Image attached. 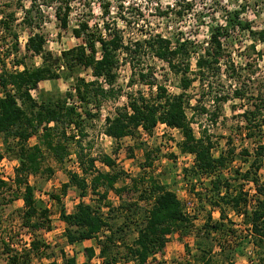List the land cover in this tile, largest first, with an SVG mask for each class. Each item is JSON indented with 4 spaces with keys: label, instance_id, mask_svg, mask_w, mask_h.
<instances>
[{
    "label": "trees",
    "instance_id": "obj_1",
    "mask_svg": "<svg viewBox=\"0 0 264 264\" xmlns=\"http://www.w3.org/2000/svg\"><path fill=\"white\" fill-rule=\"evenodd\" d=\"M49 1L56 4L54 16L59 29L66 31L73 11V0ZM80 2L88 10L85 17L89 18L92 15V1ZM124 4L123 0H97L102 18L108 21L94 28L90 27L88 19L79 21L72 30V36L81 39V44L62 51L59 56L46 51L41 25L33 24L29 17L33 5L23 9L22 24L26 25L28 31L24 55H18L17 35L10 34L14 15L0 19V33L2 30L13 38L9 43L11 50L0 53V136L3 146L0 162L9 157L17 163L12 180L5 181L0 177V194L5 192L9 195L5 201L7 204L18 199L22 201L20 218L23 228L31 231L49 230L48 211L36 200L35 189L28 178L40 172L53 173L50 168L42 170L46 156L63 166L71 155V144L77 149L75 156L79 171L68 172V182L62 186L61 195L65 196L67 188L73 187L81 198L90 192L101 202L109 191L121 196L129 190L125 185L116 187L126 175L115 169L114 160L108 156L101 158L100 162L109 171H98L95 168L96 159L85 154L81 144L86 136L83 123L98 119L101 103L115 98L118 92L114 88L117 71L120 62L124 61L131 67L128 87L144 86L148 92L145 94L141 89H136L125 93V105L115 108L113 116L105 117L104 135L114 142H120L126 137L135 138L142 133L150 136L160 124L180 133L181 141L176 144L178 151L192 157L191 166L181 169L180 178L188 194L209 207L201 229L202 240L196 247L199 264H217L211 256L212 247L207 244L211 236L219 235L222 238L217 243L221 253L235 237L234 222L228 217V211L241 217V223L251 237V244L260 249L264 246V182L260 175L264 165V72L260 71L257 63L262 54L256 50V45L264 44V29L254 30L249 22L241 19L238 11H232L226 12L223 25L209 27L208 39L201 43L183 37L182 33L167 37L143 28L138 31V37L126 38L125 30L118 27V21L130 27L142 20L143 15L134 5ZM193 5L194 0H171L164 8L157 3L155 13L160 19L173 18L179 22L193 10ZM125 14H128L127 17ZM133 19L134 22L131 21ZM198 22L204 25L201 19ZM235 32L243 34L250 42L245 47L248 54L243 66L234 63L225 46ZM255 53L257 59L252 57ZM193 56L195 70L191 64ZM31 57H38L41 66L34 69L27 67L25 59ZM9 59L12 69L7 64ZM145 59L166 64L168 71L178 78L179 92L169 94L157 77L155 68L143 63ZM20 67L21 70L18 69ZM80 70L89 71L93 80L87 81L80 77ZM59 79L72 80V90L64 95L42 92L39 101L34 99L32 93L40 83ZM224 81L229 82L230 87L225 86ZM194 84L212 99L215 109H221L230 99L248 104L239 115L243 125L236 127L242 141L253 144L252 149H237L230 130L225 139V149L214 155L217 143L205 131L196 135L186 113L191 100L187 92ZM211 118L217 120V112L211 114ZM34 137L37 142L29 145ZM144 156L146 160L154 158L152 151L145 152ZM238 160L245 166L243 171L234 166ZM202 177L209 178L206 186L201 185ZM197 183L202 186L200 190L196 189ZM248 184L252 185L253 194L245 189ZM145 188L144 192H148V196L144 198L141 192L139 199L147 198L151 205L135 226L136 238L131 245L124 246L125 258L134 264H148L150 260H153L152 264H163L155 256L164 252L171 235L187 234L195 215L184 212L182 202L168 185L151 179ZM100 189L104 191L100 193ZM51 197L60 202V196ZM106 206L111 214L113 207ZM118 208L125 210V213L130 212L133 219L138 215L136 202L122 203ZM200 210H204V207H200ZM213 211L218 212L216 220L212 217ZM59 217L65 224L64 237L68 245L93 239L97 240L98 245L97 255L91 247L84 249L85 262L77 263L73 256L64 258L63 264H91L96 256L101 259V264H119V253L114 248L116 241H121V238H115V233L122 229L113 230L108 218L101 212L100 205L96 207L80 201L71 213L61 208ZM104 230L108 234L100 239ZM1 242L4 244L3 240ZM30 246L31 252L39 250V243L34 240ZM4 249L6 264H28L29 253L21 256L7 243ZM227 264L233 263L228 260Z\"/></svg>",
    "mask_w": 264,
    "mask_h": 264
},
{
    "label": "rangeland",
    "instance_id": "obj_2",
    "mask_svg": "<svg viewBox=\"0 0 264 264\" xmlns=\"http://www.w3.org/2000/svg\"><path fill=\"white\" fill-rule=\"evenodd\" d=\"M91 16H86L88 10L83 7V2L80 0L72 1V13L69 18V25L66 31H61L54 16L56 4L49 0H0V19H7L8 15H14L11 33L17 35V43L19 46V56L25 54L24 46L28 37L26 25L22 24L24 10L29 9L32 5L33 11L30 14L32 23H39L41 25V32L46 39L45 49L54 56H59L64 50L71 49L81 44V39H75L72 36L73 28L83 19L89 20L90 27L95 25H104L107 19H103L97 0H91ZM124 5H134L139 8L143 15L142 20L134 22L130 27H126L120 20L118 27L125 30L126 38H135L139 35L140 29H151L154 33H161L170 37L177 33H182L183 37L194 39L197 43L204 42L209 36V27L215 25H223L224 16L226 12L238 11L243 21L249 22L254 30L264 29V0H194L193 10L187 14L181 21L177 22L173 18L160 19L156 16L155 7L158 3L159 7L164 8L171 3V0H123ZM126 17L128 14H125ZM201 19L204 25L199 24ZM112 25V22H110ZM126 27V28H125ZM38 32V31H37ZM13 38L7 36L1 30L0 33V53L10 49L9 43ZM249 40L243 34L232 33L231 38L226 41L225 46L227 51L231 54L234 63L237 65H244L245 56L248 54L245 47L249 45ZM11 50V49H10ZM256 50L261 52L262 58L257 62L261 72H264V44H257ZM257 59L256 53L252 56ZM11 59V58H10ZM10 59L7 64L10 69ZM195 56L191 59L192 69L194 66ZM124 62V61H123ZM120 62L117 71V79L114 88L117 89V94L114 99L101 103L99 110V118L86 121L82 127L83 133L86 135L82 139V149L85 154L91 158L96 159L95 168L98 171H109L100 159L104 156L110 157L115 162V169L121 170L125 173V177L116 185L120 187L125 185L129 188L126 192L118 196L114 191H109L105 200L98 202L97 196L90 192L81 198L79 193L73 187H68L66 195L60 194L62 186L68 182V172H78L77 159L75 153L77 149L73 144L70 145L71 155L65 160L63 166L56 164L51 158L46 156L42 170L50 168L53 173L49 175L46 172H40L35 176H30L28 181L35 189V198L39 204L48 211L49 230H36L23 228L21 223V213L23 208L20 199L7 204L5 201L9 195L5 192L0 194V264H6L7 255L5 254L4 244L10 245V248L21 256L29 253L27 258L28 264H63V259L68 257H75L77 263L85 262L84 249L93 248L95 254L98 253L97 240H88L83 243L68 245L64 230L65 224L60 220L59 211L64 209L65 212L71 213L75 206L84 201L86 204L101 207V212L108 218L114 231L122 229L115 233V238H121L116 241L114 248L115 252L119 253L117 256L119 264H134L127 262L125 244L131 245L133 239L136 238L135 226L140 223V218L144 211L150 208L151 201L146 199L140 200L139 195L144 194V198L148 196L145 191V186L151 179H155L160 183L168 185L173 190L180 201L183 203L186 199L195 200V218L192 220V226L189 228L187 234L179 235L175 233L170 236L164 252L161 255L155 256L156 260H161L163 264H199L197 261V243L202 240V226L205 222L208 213V205L200 202L186 191L185 183L182 182L180 171L183 167H189L192 164V159H187L185 155L179 153L177 143L181 141V135L177 130H172L158 126L152 135H138L135 138L126 137L120 142H114L104 135V119L106 116H113L114 110L117 107H122L126 103L125 93L131 90L141 89L145 94L148 92L147 87H140L136 85L134 88L128 87L130 81L131 67L129 64ZM26 66L29 68H38L41 66V60L38 57H31L25 59ZM144 64L153 66L157 77L162 84L167 88L169 94H176L178 89V78L168 71L166 64L156 60L145 59ZM22 69V67L18 68ZM223 69V67H222ZM79 76L87 81L93 80L90 72L87 70H80ZM225 86L230 87V83L224 81ZM72 80L64 81L63 79L55 81H46L38 85V89L33 91L32 95L36 101H39L42 92L60 93L64 95L71 91ZM227 88V87H226ZM233 88V86L231 87ZM190 95V106L186 109V113L192 127L197 136L206 133L213 141L217 143V147L213 151L214 155H218L220 151L225 149V139L232 130L231 135L234 137V145L237 149L241 147H248L252 149L253 144L248 141H242L239 136V131L236 126L243 125L239 115L247 107L246 102L230 99L222 105L221 109H215V104L212 99L202 93L197 84H194L187 92ZM75 102V101H74ZM69 103V102H68ZM77 107H80L76 104ZM93 107V106H92ZM204 109L205 111H202ZM81 112V108L78 109ZM94 111V110H93ZM218 114L217 120H212L211 114ZM75 135H77L75 133ZM264 137V130H263ZM37 142L36 138L29 141V145ZM130 149V150H128ZM0 151H3L2 140L0 136ZM152 151L154 158L146 160L144 153ZM149 164V166H147ZM17 163L9 157L4 158L0 162V176L5 179L12 180L14 176L13 169ZM234 166L241 168L242 171L245 166L238 161ZM261 179L264 182V165L260 173ZM129 177V178H128ZM151 178V179H150ZM134 179L136 182H131ZM209 178L202 177L201 185H207ZM6 181V180H5ZM199 182V183H200ZM10 183V182H9ZM12 183H10L11 185ZM137 187V191L131 185ZM197 190L202 186L198 183ZM237 185V184H236ZM250 194L254 193L252 185L248 184L246 188ZM100 193L104 189L99 190ZM52 195L60 196V202L52 199ZM127 202H136L139 209L137 217L131 218V213H125L121 210L119 205ZM5 203V204H3ZM113 207V211L108 213V206ZM204 207V210H200ZM206 207V208H205ZM198 211V212H197ZM213 219H218V212L213 211ZM140 215V216H139ZM227 215L234 222V229L236 230L235 239L233 238L228 244V247L223 253L220 252L217 246L219 235L211 236L207 244L212 247L211 256L217 264H227L228 260L233 264H264V246L260 249L254 248L251 244V237L245 231L242 225L241 217H236L229 211ZM133 219V220H132ZM108 232L104 230L100 234V239H103ZM4 241V244L1 242ZM34 240L39 243V250L29 251L30 243ZM241 241V242H240ZM223 242V241H221ZM241 243V244H240ZM201 247H203L200 244ZM230 246V247H229ZM162 257H165L163 259ZM228 257V260L227 258ZM96 259L93 258L91 264H95ZM150 260L148 264H152Z\"/></svg>",
    "mask_w": 264,
    "mask_h": 264
},
{
    "label": "built area",
    "instance_id": "obj_3",
    "mask_svg": "<svg viewBox=\"0 0 264 264\" xmlns=\"http://www.w3.org/2000/svg\"><path fill=\"white\" fill-rule=\"evenodd\" d=\"M158 126H161V127H163L164 125H162V124H160V125H158ZM157 126V127H158ZM165 128V127H164ZM142 135L143 136H146V134H144V133H142ZM186 158L187 159H192V157L190 156V155H186ZM4 160V159H3ZM2 160V161H3ZM1 161V162H2ZM2 179H4V180H6V181H8V179H5V177H3V176H0ZM183 206H184V212L187 214V215H194L195 214V200H193V199H186V200H184L183 201ZM97 255V254H96ZM95 259H96V262H95V264H101V259L100 258H98V256H96L95 257Z\"/></svg>",
    "mask_w": 264,
    "mask_h": 264
},
{
    "label": "crops",
    "instance_id": "obj_4",
    "mask_svg": "<svg viewBox=\"0 0 264 264\" xmlns=\"http://www.w3.org/2000/svg\"><path fill=\"white\" fill-rule=\"evenodd\" d=\"M161 127V126H160ZM163 127H165V126H163ZM157 128V127H156ZM165 128H167V127H165ZM214 214V213H213ZM163 259H165V257H162Z\"/></svg>",
    "mask_w": 264,
    "mask_h": 264
}]
</instances>
